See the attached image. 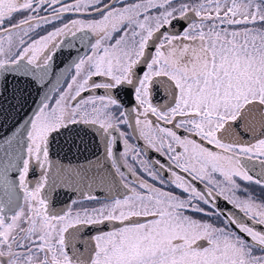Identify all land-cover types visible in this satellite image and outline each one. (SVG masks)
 I'll list each match as a JSON object with an SVG mask.
<instances>
[{
    "label": "snow or ice",
    "instance_id": "6c2138e0",
    "mask_svg": "<svg viewBox=\"0 0 264 264\" xmlns=\"http://www.w3.org/2000/svg\"><path fill=\"white\" fill-rule=\"evenodd\" d=\"M253 186L264 0H0V264H264Z\"/></svg>",
    "mask_w": 264,
    "mask_h": 264
},
{
    "label": "flooded vegetation",
    "instance_id": "af4514ba",
    "mask_svg": "<svg viewBox=\"0 0 264 264\" xmlns=\"http://www.w3.org/2000/svg\"><path fill=\"white\" fill-rule=\"evenodd\" d=\"M124 100L125 102H127V97H124ZM73 138H75L76 144L71 143ZM81 140H83V143H81ZM57 143L63 149L62 151H59V153L65 152L63 155H67L66 157L60 158L65 163L69 161H71L72 163L84 162L86 157L94 158L97 151L96 144L93 138L91 136L84 135L83 132L80 133L79 137H69L67 142H65L64 138H59ZM77 146H79V151L77 150ZM56 149L59 150V148ZM65 198L66 196L61 194L60 199L62 201H65Z\"/></svg>",
    "mask_w": 264,
    "mask_h": 264
},
{
    "label": "water",
    "instance_id": "95a60500",
    "mask_svg": "<svg viewBox=\"0 0 264 264\" xmlns=\"http://www.w3.org/2000/svg\"><path fill=\"white\" fill-rule=\"evenodd\" d=\"M65 63H67V56L66 55H61V56H58L57 57V60H56V64L57 65H59L60 67H63ZM57 70H59V69H57ZM32 98H36L35 90H32ZM10 123H11V121L9 122V124ZM55 151H58L59 152L60 150L55 149ZM64 153L65 152L59 153V158L66 157L67 155H63ZM54 158H56V157L54 156ZM67 199H68V197L66 196L65 201Z\"/></svg>",
    "mask_w": 264,
    "mask_h": 264
},
{
    "label": "rangeland",
    "instance_id": "374dc122",
    "mask_svg": "<svg viewBox=\"0 0 264 264\" xmlns=\"http://www.w3.org/2000/svg\"><path fill=\"white\" fill-rule=\"evenodd\" d=\"M253 191H255L258 198H264V193H262L258 187L253 186Z\"/></svg>",
    "mask_w": 264,
    "mask_h": 264
}]
</instances>
